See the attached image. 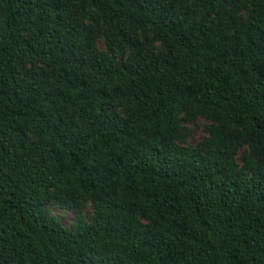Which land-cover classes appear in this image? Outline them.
Wrapping results in <instances>:
<instances>
[{"label":"trees","instance_id":"1","mask_svg":"<svg viewBox=\"0 0 264 264\" xmlns=\"http://www.w3.org/2000/svg\"><path fill=\"white\" fill-rule=\"evenodd\" d=\"M0 264H264V0H0Z\"/></svg>","mask_w":264,"mask_h":264},{"label":"rangeland","instance_id":"2","mask_svg":"<svg viewBox=\"0 0 264 264\" xmlns=\"http://www.w3.org/2000/svg\"><path fill=\"white\" fill-rule=\"evenodd\" d=\"M239 16L241 20L246 19L244 12H241ZM96 49L100 53H107L104 40L101 39L97 42ZM156 50L158 52L163 51L162 44L158 43ZM114 57L119 62L123 60V55L120 53H116ZM212 125V123L202 117L196 122L183 121L177 135L176 145L194 151L197 150L209 139V131ZM249 155V148L244 146L236 159L240 168L245 166ZM45 209L50 217L58 219L63 227L72 232H77L81 228L90 226L95 219V210L90 201L78 203L76 207L64 203H50Z\"/></svg>","mask_w":264,"mask_h":264}]
</instances>
